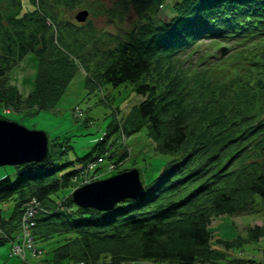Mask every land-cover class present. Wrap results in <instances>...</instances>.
I'll list each match as a JSON object with an SVG mask.
<instances>
[{
	"label": "trees",
	"instance_id": "obj_1",
	"mask_svg": "<svg viewBox=\"0 0 264 264\" xmlns=\"http://www.w3.org/2000/svg\"><path fill=\"white\" fill-rule=\"evenodd\" d=\"M83 5L93 9L88 0H0V107L53 109L78 62L87 74V95L102 85H130L143 99L124 123L113 108L107 131L76 161L54 163L69 146L63 144L67 138L56 137L49 139L46 158L15 166L16 179L0 178V245L15 242L23 208L35 199L34 241L58 242L43 249V264L242 262L211 248L210 224L213 216L234 215L255 197L264 204V0H177L169 20L147 14L124 36L109 38L84 31L85 23L61 20L60 7ZM204 41L230 44L229 54H204ZM197 52L195 63L183 60ZM28 53L38 59V70L33 90L22 98L6 86L5 74ZM159 59L166 68L153 76ZM101 102L109 104L104 97ZM143 128L154 152L171 157L151 184L140 176L144 194L107 211L75 204L72 190L104 172L106 160L112 175L132 169L124 167L132 156L126 139ZM97 159L103 162L88 172L87 164ZM248 233L258 240L264 225ZM217 242L234 247L233 241ZM18 258L33 264L31 255Z\"/></svg>",
	"mask_w": 264,
	"mask_h": 264
},
{
	"label": "rangeland",
	"instance_id": "obj_2",
	"mask_svg": "<svg viewBox=\"0 0 264 264\" xmlns=\"http://www.w3.org/2000/svg\"><path fill=\"white\" fill-rule=\"evenodd\" d=\"M130 1V2H128ZM140 0H138V3ZM177 0H150L143 5L135 6L132 0H88L93 5V9H88V5L66 9L60 7L59 14L62 21L76 23L74 15L78 10L86 9L89 14L84 22L86 29L84 31H93L106 34L109 38L113 35H123L131 31L134 26H139L143 21L144 15H150L153 18L164 22L169 20L172 15V7ZM51 23V22H50ZM82 23V24H84ZM55 27V25H52ZM54 33L56 29L54 28ZM130 30V31H129ZM124 38V37H121ZM227 47L229 54L230 44L220 43L212 46L208 41H204L201 45V52L209 54L214 52L219 56V47ZM74 48V47H72ZM71 49V48H69ZM74 51V50H70ZM226 54V55H227ZM200 53L197 52L192 57H182L186 63H195ZM78 61V60H75ZM164 59L154 61L155 72L157 75L161 69H165ZM38 70V59L28 53L15 65L8 67L5 74L6 86L13 87L21 95L26 98L34 88V81ZM161 75V72H160ZM87 78L86 71L82 63L78 62L76 74L65 93L50 110H41L35 112L34 109L21 110L15 109L10 103L0 107V114L5 115L9 120L16 121L30 130L44 131L48 135V139L58 137L62 141L67 138L69 146L66 156L61 159L53 158L54 163L62 164L66 161H76L78 157H83L90 153L94 145L100 140L106 127L112 119L111 111L117 108L119 111V121L124 120L130 113V110L137 105L143 97L137 95L130 85H121L113 87L111 85H102L98 88V92H90L85 90V81ZM102 97L106 99V103L101 102ZM131 149V160L124 164L125 168H136L140 171V176L145 184H151L156 178L164 164L170 160V156L166 154L154 152V144L147 137V132L143 128L127 137L126 139ZM120 149L118 150V152ZM56 156V154H54ZM133 158L136 164L132 166ZM180 161V158L177 162ZM105 169V174L101 178H108L112 172L106 170L107 160L101 165ZM9 176L11 179L17 178V168L15 166H0V178ZM66 192V191H65ZM64 194V193H63ZM118 204V203H117ZM116 206V205H115ZM4 216L9 215L11 205L3 206ZM255 225H264V204L259 198L255 197L248 206L235 213L234 215L213 216L211 218L210 230L212 239L211 248L224 254L226 257H233L242 254L244 258L251 256H259L264 251V237L253 240L249 236L248 230ZM218 240L233 241L234 247L226 249L220 245ZM54 240L48 245H37L39 249H53L58 242ZM10 243L6 242L0 245V264H20L18 257H10ZM27 255H30L28 252ZM43 253L29 259L33 264H38L43 259ZM237 258V257H236ZM41 264V263H40ZM64 264H68L67 262ZM123 264H154L147 261L128 262ZM220 264V263H219ZM226 264V262H221Z\"/></svg>",
	"mask_w": 264,
	"mask_h": 264
},
{
	"label": "water",
	"instance_id": "obj_3",
	"mask_svg": "<svg viewBox=\"0 0 264 264\" xmlns=\"http://www.w3.org/2000/svg\"><path fill=\"white\" fill-rule=\"evenodd\" d=\"M88 14V10L81 9L74 18L77 22H84ZM225 51L222 50V55ZM48 142V135L44 131L30 130L16 121L0 117V166L41 161L48 155ZM144 191L139 170L132 168L85 183L72 191L71 198L79 207L107 211L126 198L141 197Z\"/></svg>",
	"mask_w": 264,
	"mask_h": 264
},
{
	"label": "built area",
	"instance_id": "obj_4",
	"mask_svg": "<svg viewBox=\"0 0 264 264\" xmlns=\"http://www.w3.org/2000/svg\"><path fill=\"white\" fill-rule=\"evenodd\" d=\"M94 163L88 165L91 168ZM111 168V166H110ZM38 202L35 199H31L25 206L20 222V232L17 236V241L13 245L12 253L19 255L20 257H25V252L30 251L32 254L37 253V249L34 244L32 236V228L35 225V216L38 212ZM229 264H264V254L252 258L251 261H245L241 263H229Z\"/></svg>",
	"mask_w": 264,
	"mask_h": 264
}]
</instances>
